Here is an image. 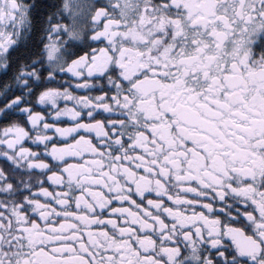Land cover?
I'll return each instance as SVG.
<instances>
[{"label": "snow or ice", "instance_id": "6c2138e0", "mask_svg": "<svg viewBox=\"0 0 264 264\" xmlns=\"http://www.w3.org/2000/svg\"><path fill=\"white\" fill-rule=\"evenodd\" d=\"M0 264H264V0H0Z\"/></svg>", "mask_w": 264, "mask_h": 264}, {"label": "flooded vegetation", "instance_id": "af4514ba", "mask_svg": "<svg viewBox=\"0 0 264 264\" xmlns=\"http://www.w3.org/2000/svg\"><path fill=\"white\" fill-rule=\"evenodd\" d=\"M61 79H63V77H61ZM51 86H53V87H55V86H57V85H55V84H53V85H51ZM77 94H79V95H83L84 93L83 92H79V93H77ZM61 107H63V104L61 103ZM36 110H41L40 108H37ZM45 111H47V109H45ZM25 146H28V145H25Z\"/></svg>", "mask_w": 264, "mask_h": 264}]
</instances>
